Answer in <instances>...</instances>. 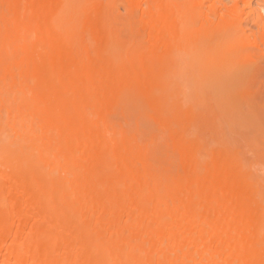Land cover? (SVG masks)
<instances>
[{
	"label": "bare ground",
	"instance_id": "obj_1",
	"mask_svg": "<svg viewBox=\"0 0 264 264\" xmlns=\"http://www.w3.org/2000/svg\"><path fill=\"white\" fill-rule=\"evenodd\" d=\"M240 1L0 0V264H264Z\"/></svg>",
	"mask_w": 264,
	"mask_h": 264
},
{
	"label": "rangeland",
	"instance_id": "obj_2",
	"mask_svg": "<svg viewBox=\"0 0 264 264\" xmlns=\"http://www.w3.org/2000/svg\"><path fill=\"white\" fill-rule=\"evenodd\" d=\"M240 6H241V9L249 10V8H247V5H245L244 0L240 1ZM263 6L259 4L256 0H253L252 7L254 10L261 12L263 10ZM261 78H262V83L264 86V76L262 75ZM258 131H260L263 134H259L258 132H253V134L250 135V138L254 140L256 144H259L258 150L259 151L261 150V153H264V128Z\"/></svg>",
	"mask_w": 264,
	"mask_h": 264
}]
</instances>
